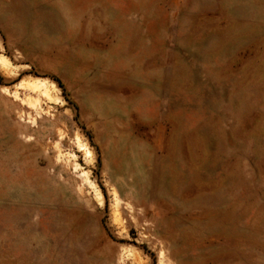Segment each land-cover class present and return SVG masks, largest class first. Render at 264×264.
I'll return each instance as SVG.
<instances>
[{
  "label": "rangeland",
  "instance_id": "374dc122",
  "mask_svg": "<svg viewBox=\"0 0 264 264\" xmlns=\"http://www.w3.org/2000/svg\"><path fill=\"white\" fill-rule=\"evenodd\" d=\"M0 57V264H264V0H0Z\"/></svg>",
  "mask_w": 264,
  "mask_h": 264
},
{
  "label": "bare ground",
  "instance_id": "6f19581e",
  "mask_svg": "<svg viewBox=\"0 0 264 264\" xmlns=\"http://www.w3.org/2000/svg\"><path fill=\"white\" fill-rule=\"evenodd\" d=\"M7 65L6 61L0 57V68H3Z\"/></svg>",
  "mask_w": 264,
  "mask_h": 264
},
{
  "label": "trees",
  "instance_id": "16d2710c",
  "mask_svg": "<svg viewBox=\"0 0 264 264\" xmlns=\"http://www.w3.org/2000/svg\"><path fill=\"white\" fill-rule=\"evenodd\" d=\"M60 84V83H59Z\"/></svg>",
  "mask_w": 264,
  "mask_h": 264
}]
</instances>
